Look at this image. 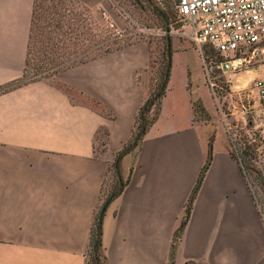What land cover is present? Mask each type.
<instances>
[{
	"label": "crops",
	"instance_id": "0c3cea01",
	"mask_svg": "<svg viewBox=\"0 0 264 264\" xmlns=\"http://www.w3.org/2000/svg\"><path fill=\"white\" fill-rule=\"evenodd\" d=\"M33 1L0 0V85L24 71ZM148 59L128 45L0 92V264H84L104 180L150 92L137 82ZM170 76L157 119L121 158L130 177L105 208L106 262L167 264L191 201L175 264H264V217L245 171L194 119L187 77L174 96ZM256 163L264 176V142Z\"/></svg>",
	"mask_w": 264,
	"mask_h": 264
},
{
	"label": "rangeland",
	"instance_id": "374dc122",
	"mask_svg": "<svg viewBox=\"0 0 264 264\" xmlns=\"http://www.w3.org/2000/svg\"><path fill=\"white\" fill-rule=\"evenodd\" d=\"M49 0L39 3L47 4ZM72 0V9L84 13L91 24L89 41L84 45H102L114 48L138 45L148 54V68L137 75V82L147 85L149 91L155 87L170 59V84L174 96H183V83L187 77L186 89L189 92L194 110V119L204 124L207 139L211 141L224 139L231 153L242 156L243 151H250L257 166L258 152L264 142V99H259L253 89V80L264 78V58L258 60L254 69L243 70L234 74H217L215 76V94L206 80L204 60L209 66L214 55L204 44L189 42L180 32L175 22V0ZM78 3L79 5H77ZM41 13L46 12L41 9ZM47 19V18H46ZM46 19L41 18L42 25ZM85 23V22H84ZM41 37L38 30L31 43L29 63L24 80L34 78L56 79L50 71H39L42 58ZM169 43V49L167 48ZM79 46H82L80 44ZM36 48V49H35ZM187 70L185 72V68ZM72 94V93H71ZM105 131L99 130L96 137L98 151H103ZM247 158V157H246ZM258 167V166H257ZM250 187L264 217V192L259 188L254 173H246ZM110 175L105 188L110 183ZM88 264V262L86 263Z\"/></svg>",
	"mask_w": 264,
	"mask_h": 264
},
{
	"label": "trees",
	"instance_id": "16d2710c",
	"mask_svg": "<svg viewBox=\"0 0 264 264\" xmlns=\"http://www.w3.org/2000/svg\"><path fill=\"white\" fill-rule=\"evenodd\" d=\"M39 1L42 0L33 1L28 50L24 71L19 78L7 82L4 85H0V92L8 91L30 80L38 79L32 78L30 80H24L25 72L29 63L30 45L31 43H34L33 40L35 39L34 34L36 30H38L41 35V37H39V41L41 43L39 51L41 49L43 51V56L40 60L41 64L38 66L39 71H51L52 73H55L61 69L93 59L103 53L119 49L121 47L120 45H117L114 48H103L102 45L100 46L99 44H95L94 46L84 45V40L87 42L92 39L87 36L90 34L84 33L85 28L89 33L91 32V24L89 23L88 17L84 13L72 9V0H49L46 5L39 3ZM76 4L79 5L78 3ZM41 9L46 12V15L41 13ZM41 18L47 19L44 24L39 25L37 22ZM80 44H82V46H79ZM169 75L170 63L168 62L164 73L156 81L154 89L149 92L148 96L139 106L130 138L115 154L109 172L111 181L108 186L104 188L101 203L97 206L90 225L89 242L85 254L84 264L87 262L88 264H107L102 245V220L105 212V210H102V206L105 203H107V206L113 199L120 195L124 187L129 182L130 174L126 177H123L121 174V158L127 153L136 152L145 133L157 119L160 112L161 99L167 88ZM231 155L239 160L245 174L247 171L254 173L258 179L259 188L264 192V176L260 168L254 165V156L252 152L243 151L242 156L240 157L234 153H231ZM106 180L107 179L104 180L105 184ZM247 180L249 181L248 177ZM190 207L191 201L185 207L184 215L179 226L174 230L167 264H175L174 253L176 243L183 232ZM186 264L194 263L187 262Z\"/></svg>",
	"mask_w": 264,
	"mask_h": 264
},
{
	"label": "built area",
	"instance_id": "2783aa9c",
	"mask_svg": "<svg viewBox=\"0 0 264 264\" xmlns=\"http://www.w3.org/2000/svg\"><path fill=\"white\" fill-rule=\"evenodd\" d=\"M175 22L189 42L206 44L214 55L204 60L206 80L215 94V76L254 69L264 58V0H175ZM264 99V78L253 80Z\"/></svg>",
	"mask_w": 264,
	"mask_h": 264
},
{
	"label": "water",
	"instance_id": "95a60500",
	"mask_svg": "<svg viewBox=\"0 0 264 264\" xmlns=\"http://www.w3.org/2000/svg\"><path fill=\"white\" fill-rule=\"evenodd\" d=\"M136 4H140V2H139V0H133ZM167 48L169 49V43H167ZM170 59H171V55L169 54L168 55V62L170 63ZM109 199V198H108ZM106 204L107 203H105L103 206H102V210H105V208H106Z\"/></svg>",
	"mask_w": 264,
	"mask_h": 264
}]
</instances>
